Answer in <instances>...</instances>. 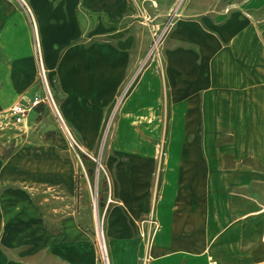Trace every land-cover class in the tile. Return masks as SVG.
<instances>
[{
    "label": "crops",
    "instance_id": "0c3cea01",
    "mask_svg": "<svg viewBox=\"0 0 264 264\" xmlns=\"http://www.w3.org/2000/svg\"><path fill=\"white\" fill-rule=\"evenodd\" d=\"M25 2L0 0V73L10 60L12 90L33 77L36 37L42 60L62 73L61 60L83 52L86 35L107 32L106 55L121 73L147 50L143 16H178L165 44L166 64L178 73L167 70L164 80L185 83L175 105L188 112L170 121L199 123L200 131H142L140 122L156 120L146 116L132 120L139 141L128 147V112L146 101L135 97L120 115L114 136L125 146L108 157L117 199L108 211L112 264H142L143 248L156 253L144 264H264V0L225 1L220 14L214 0ZM148 81L157 86L159 77L149 72ZM8 97L0 93V102ZM176 137L187 142H166L163 153L141 145ZM59 165L50 149L36 147L0 157V264H100L83 226L87 191L76 195L74 164ZM126 208L144 220L150 241L129 237L136 229Z\"/></svg>",
    "mask_w": 264,
    "mask_h": 264
},
{
    "label": "rangeland",
    "instance_id": "374dc122",
    "mask_svg": "<svg viewBox=\"0 0 264 264\" xmlns=\"http://www.w3.org/2000/svg\"><path fill=\"white\" fill-rule=\"evenodd\" d=\"M225 1L233 3L239 0H214L213 13L220 14L222 9L227 10ZM21 2L26 6L25 0H21ZM166 16L158 23L155 22L158 25L155 29L151 30L147 27L146 52L129 62L121 73L115 71L114 61L116 60L106 55L111 41L107 32L86 35L84 51L80 52L78 56H76L77 54L69 55L68 58L61 60L62 73L58 72L59 67L47 66L44 56L42 60L39 42L35 36V42L33 41L32 44L34 74L19 90H12L17 76L7 68L11 61L5 60L2 63L0 93L5 94L9 91V97L0 102V157H5L21 147L28 146L50 149L52 158L55 159L58 167H61L59 165L61 161H67L69 165L74 164L75 169L73 171L70 169V176L75 182L76 195L81 196L87 191L89 197V204L84 212V230L87 231L86 237L96 249L100 264H112L108 211L117 199L110 192L108 157L109 153L113 152L114 146L127 145L131 147L132 142H138V138L134 137L136 124H138V118L144 119L146 116H155L156 120L140 122L139 127L142 131L162 133L165 131L187 132L189 130L199 133L200 131L199 123L170 121L172 120L171 115H180L181 118L185 116L188 108L175 105L178 102L177 89L183 87L185 83H166L164 80V73L167 70L174 76H177L178 73L175 68L168 67L165 61V44L175 27L178 16L174 17L173 24L168 28L163 27ZM32 23H34L33 19ZM154 34H159L160 37L158 50L147 55ZM95 41H101L102 47L97 50L91 49V45ZM42 65L46 68V77L53 97L52 103L36 104L30 111L25 124H16L11 118L10 106L20 95L27 96L26 93L36 94L42 91V80L45 78L41 71ZM149 72H153L159 77L157 86L152 85L149 81L142 84ZM21 77L22 75L19 76V78ZM141 84L142 91L139 90ZM137 96L146 101L145 108L141 112L138 110L128 112L129 122L124 125L123 131L129 135L127 144L124 145L120 139H115L114 130L120 115L130 101ZM132 120L136 124H133ZM69 134H73L77 141L76 144L71 145ZM166 142L182 146V143H186L187 139L162 138L157 140L154 145L147 144L148 142L144 139L141 140V145L145 149L155 148L156 151L163 153L167 147ZM153 193H159V186L153 187ZM127 216L129 222L136 229V232L134 231L129 237H142L140 229L144 220L138 218V214L131 209H127ZM120 225L118 221L116 226ZM103 237H105V241ZM144 239L147 238L144 237ZM148 240L150 241L151 237ZM151 255H156V253L143 248L137 251L136 256L139 263L144 264L146 260L151 259Z\"/></svg>",
    "mask_w": 264,
    "mask_h": 264
},
{
    "label": "built area",
    "instance_id": "2783aa9c",
    "mask_svg": "<svg viewBox=\"0 0 264 264\" xmlns=\"http://www.w3.org/2000/svg\"><path fill=\"white\" fill-rule=\"evenodd\" d=\"M177 15V13L172 10L170 11L165 20L163 21V27H169L174 22V17ZM141 23L149 27L151 30L155 29L158 25L155 23L154 18L150 15H144ZM156 36V37H155ZM159 34H154L152 37L151 45L149 46V50L147 52V55H150V53L154 52L155 50H158V44H159ZM41 71L44 79L42 80V91L38 92L33 95H22L16 102H14L10 106V115L13 119L14 123L19 125H24L26 120L28 119V116L30 114V111L32 108L41 102H47L49 104L52 103V92L51 88L48 82V79L46 77V68L42 65ZM69 140L71 145H74L77 143L76 139L74 138L73 134H69ZM140 234L142 237H146V232L142 228L140 229Z\"/></svg>",
    "mask_w": 264,
    "mask_h": 264
},
{
    "label": "bare ground",
    "instance_id": "6f19581e",
    "mask_svg": "<svg viewBox=\"0 0 264 264\" xmlns=\"http://www.w3.org/2000/svg\"><path fill=\"white\" fill-rule=\"evenodd\" d=\"M164 43V42H163ZM104 238V241H105V237H103Z\"/></svg>",
    "mask_w": 264,
    "mask_h": 264
}]
</instances>
